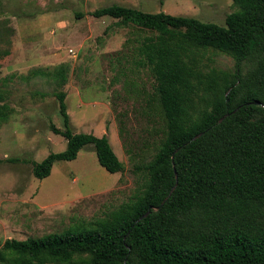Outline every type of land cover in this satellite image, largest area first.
Instances as JSON below:
<instances>
[{
    "label": "trees",
    "instance_id": "obj_1",
    "mask_svg": "<svg viewBox=\"0 0 264 264\" xmlns=\"http://www.w3.org/2000/svg\"><path fill=\"white\" fill-rule=\"evenodd\" d=\"M233 3L226 27L119 5L91 12L152 34L136 51L154 83L149 104L164 122L155 154L136 166L142 181L130 202L77 233L8 240L1 264H264V0ZM209 50L234 58L235 71H201L196 56ZM56 97L65 129L50 128L67 148L33 162L35 177L89 145L106 171L122 173L109 138L74 133L66 93ZM13 111L0 91V128Z\"/></svg>",
    "mask_w": 264,
    "mask_h": 264
},
{
    "label": "rangeland",
    "instance_id": "obj_2",
    "mask_svg": "<svg viewBox=\"0 0 264 264\" xmlns=\"http://www.w3.org/2000/svg\"><path fill=\"white\" fill-rule=\"evenodd\" d=\"M112 5L222 27L237 10L233 0H0V91L14 110L0 128V159L28 161L0 164V250L8 240L77 233L109 217L134 198L142 181L136 166L155 154L164 122L149 104L154 83L136 51L152 34L90 15ZM195 62L204 73L236 69L235 59L219 51L202 52ZM61 91L70 129L106 135L122 173L106 171L89 145L76 160L56 162L49 177H35L33 162L67 148L50 128L65 129ZM205 98L200 93L198 109Z\"/></svg>",
    "mask_w": 264,
    "mask_h": 264
},
{
    "label": "water",
    "instance_id": "obj_3",
    "mask_svg": "<svg viewBox=\"0 0 264 264\" xmlns=\"http://www.w3.org/2000/svg\"><path fill=\"white\" fill-rule=\"evenodd\" d=\"M255 104H256V105H260L261 103H260L259 101H257ZM223 120H224V119H222L221 122H222ZM201 135H202V134H199L198 136L194 137V138L192 139V141L197 140L199 137H201ZM174 189H175V188H173L172 192L174 191ZM172 192L170 193L169 196H171ZM163 204H164V203H163ZM163 204H162V205H163ZM147 215H148V214H147Z\"/></svg>",
    "mask_w": 264,
    "mask_h": 264
}]
</instances>
